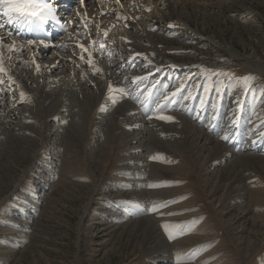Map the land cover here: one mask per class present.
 Masks as SVG:
<instances>
[{
    "label": "rangeland",
    "instance_id": "1",
    "mask_svg": "<svg viewBox=\"0 0 264 264\" xmlns=\"http://www.w3.org/2000/svg\"><path fill=\"white\" fill-rule=\"evenodd\" d=\"M204 3L194 7L186 5L188 14L199 17L197 21L189 18V26L185 27L189 29V33L185 41L174 38L178 32L174 31V24L170 23V39L157 42L168 62L174 61L180 66L158 68L145 59L130 60L125 68L141 72L137 77L143 79L133 83V77L124 75L122 82L125 91L120 96L129 98L142 115L146 113L150 120L164 124L168 121L156 119L157 112H153L154 108L166 111L167 116L174 117L176 121V112H169V107L178 105L184 109L185 105L192 109V115L184 111L180 113L193 119L202 128L206 126V131L214 134L215 131L219 134L216 129L226 124L223 116L228 114L227 108L233 109L236 118L229 114L225 118L236 122L228 124L226 128L237 130L240 124L236 119L242 121L241 131L239 134L234 133L237 145L247 144L252 139L250 147L264 155V0H250L246 7L240 8L212 1ZM202 16L203 20H200ZM207 17H211V21H207ZM136 20L137 17L133 21ZM171 20L178 21L175 16L167 17L168 22ZM229 26L232 27L233 34L227 32L226 28ZM79 28L84 29L82 23ZM78 36L85 41L84 33H78ZM102 43L107 48L102 50L95 45L94 39L88 40L89 45L95 46L99 59H106L105 53L111 51V48L107 46L104 37ZM90 75L94 77L95 72ZM180 84L184 87L185 95L193 94L198 100L188 102L179 99ZM23 94L29 118L27 121L13 120L24 126L17 132V137L14 135V139L6 138L0 142V264H157L152 258L158 254L161 256V251H164L162 246H166L168 252L174 254L171 256L173 264H264V240L249 253H245L246 237L254 232L249 231L250 229L248 235L246 231L241 232L242 222L234 223L233 219L229 220L230 217L223 214L224 208L230 204L231 195H226V192L221 196L220 189L209 190L205 184V167L209 161H216L217 157L209 158L206 163L201 164L184 133V124L180 122L178 127L183 130L182 135H176L166 127H162L163 134H160L171 140L176 138L183 141L178 146V151H170L161 145L156 153L160 155V159L146 157L147 163L183 166L181 173L169 170L170 173H165L150 184L161 186L147 188L165 189L164 191L169 189L161 192L159 199L149 200L150 207L154 202H162L163 206L158 210L163 212H145L155 219L161 240L153 243V231H142L141 225L140 228L135 226L133 229L129 226L124 231L117 230L106 241L104 238L99 239L96 223L100 220H110L112 223L113 219H119L123 225L130 218L141 216V213L134 210L135 205L129 202L112 198L104 208L98 204L100 192L111 187L109 193L116 192V180L112 176L117 172L120 158L125 154V144L119 130L122 117L115 118V131L113 130L112 135L109 132V137H102L113 145L110 157L108 155V168L102 172V178H99L92 175L89 168V162L92 161L94 166L100 160H105L108 150L107 145L104 144L105 148L101 146L104 140L98 135V109L95 113H90V105L84 109L77 106V119L84 114L81 121L88 124L90 119L94 122L90 125V132L83 139L76 136L74 141L65 140L66 144H58L53 148L48 133L57 127V122L46 117L47 99L35 101V93L25 87ZM115 101L120 99L115 98ZM214 112L219 118L213 116ZM211 122L218 123L212 128ZM68 123L69 121L67 125ZM253 123H258L259 130L254 127L247 132ZM256 134L259 135L257 145L254 142ZM239 148L234 152L238 153ZM85 160H89L88 165H84ZM188 161L190 164L197 163L196 167L188 169L189 175L184 174V162ZM248 166L257 186L263 188L260 191H264V169L255 164ZM260 191L255 193L256 198L263 195ZM220 196V203L212 201ZM202 220H207L212 225L201 227L199 225ZM208 222L203 225L209 224ZM163 225H167L169 231ZM259 232L257 237L264 239V227ZM194 233L202 238H196L195 235L191 239L193 241H184ZM169 235L172 239H169Z\"/></svg>",
    "mask_w": 264,
    "mask_h": 264
},
{
    "label": "bare ground",
    "instance_id": "2",
    "mask_svg": "<svg viewBox=\"0 0 264 264\" xmlns=\"http://www.w3.org/2000/svg\"><path fill=\"white\" fill-rule=\"evenodd\" d=\"M204 1H212L226 6L232 5L235 8L246 7L250 2V0H83L82 4L81 0H40V2L50 5V9L46 11L47 18L43 22L33 20L23 24L8 23L7 17L3 15L2 6H0V23L4 25L3 28H0V36L3 37V40L0 41V67L4 69L3 72H0V81H3L0 83V142L6 138L14 139V135L24 126L20 125L19 121L13 120L27 121L29 118L27 101L24 95L21 96L24 87L35 93V101L47 99L46 117L57 122V127L48 133L53 148H56L55 146L58 144H66L65 140L74 141L76 136H81L83 139L90 132V125L94 122L90 119L88 124L84 123V120L81 121L80 119L84 114L79 115L77 119V106L84 109L90 105V113H95L98 109L100 120L96 123L100 139L105 135L107 136L109 132L112 135L115 118L122 117L123 122L119 130L121 131L122 142L125 144V154L120 158L121 163L117 165V172L112 176L116 180V192L109 193L112 187L100 192L97 197L98 204L104 208L112 198L129 202L135 205L136 209L134 210L141 213V216L130 218L123 225L119 219H113L112 223L110 220H100L96 223V231L100 235L99 239L104 238L106 241L117 230L122 229L124 231L129 226H132L133 229L135 226L140 228L141 225L142 231L146 229L153 231V243L161 240L155 219L149 217L145 212H148L146 209L150 208L149 200L157 197L159 199L161 192L163 193L165 189L151 188L149 190L147 189L148 184L156 182L165 173H170L169 170L181 173L183 166L182 164L166 166L155 162L153 164L147 163L146 157L154 156L161 145L166 146L170 151L172 149L174 152L175 150L178 151V146L183 141H178L176 138L171 140L168 136H161L160 134H163L161 133L162 127H166L175 132L176 135H182L183 130L178 127L180 122L184 124V133L189 138V142L195 149L201 164L206 163L209 158L217 157L216 161H209L210 163L208 162L205 167L204 181L209 190L218 188L222 191L221 196H224L226 192V195H231L230 204L224 208L223 214L228 215L231 218L229 220L233 219L234 223L242 222L240 225L241 232L246 231L247 235L249 229V231L254 232V234L246 235L244 252L249 253L264 240L257 237V233L262 231L264 227V191H260L262 187L257 186L255 177L251 176L250 169L247 168L248 165L255 164L264 169V155L250 147L252 146V139L249 140L248 145L246 143L237 145V136L234 133L239 134L242 121L236 119L239 120L238 124H240L237 130L232 127L226 128L228 124L236 122L234 120L231 122L230 118L228 120L225 118V116L229 117L228 114L236 118L233 109L227 108L226 113L228 114L223 116L226 124H222L220 129H216L219 130V134L218 131H215L214 134L207 132L206 126L203 125L205 128H202L201 125L194 123L193 119L181 114L180 112L184 111V113L187 112L192 115V109L185 105L184 109L178 105H171L169 112H176V121L174 119L173 122L164 124L161 121L150 120L146 113L142 115L138 107L129 101V98L125 99L120 96L121 92L112 93L114 98L120 99V101L113 103L112 99L109 98L111 95L108 91L109 84L114 89L123 88L122 77L124 75L134 78L141 74V72H134L135 70L125 68L126 63L130 60L145 59L147 63L150 61L149 64L158 66V68H165V66L166 68H177L180 66L177 62H168V58L157 42L170 39L172 34L170 23L174 24V31L178 32L174 38L185 41L189 33V29H185L186 26H189V18L197 21L199 17L196 18L195 15L188 14L186 5L194 7L200 3L205 4ZM20 2H24V0H20ZM173 16L178 21L171 20L168 22L167 17ZM136 17L137 20L133 21ZM82 18L89 21L88 29L79 28ZM210 18L207 17L206 20L211 21ZM199 19L203 20V16ZM231 28V26L226 28L228 33L233 31ZM105 32H107L106 36L104 35ZM78 33H84L85 41L78 36ZM102 36L106 39L107 46L111 48V51L105 53L106 59H99V53L95 46L88 44V40L94 39L95 45L101 47L103 44ZM209 38L212 39L211 36ZM29 40L33 41L32 45L28 44ZM78 43H83L91 52V65L88 63L87 53L83 54V60L80 59L82 53L78 47H75ZM8 45H14V50L9 51ZM61 45H66V47H61ZM105 48L107 47L104 45L101 47L102 50ZM232 55L237 58V55L233 53ZM142 64L143 62L139 63V65ZM36 65L40 66L39 71H37ZM54 65L55 67H53ZM92 72H95L94 77L90 75ZM183 75L186 76L185 72ZM9 77L11 80L8 79ZM179 88L181 91L179 99L188 102L198 100V97H194L193 94L185 95L184 87L181 84ZM107 92L108 94H106ZM183 94L184 96L181 97ZM229 103L232 104L231 101ZM102 105L105 107V111H100ZM210 108L211 106H209ZM153 110V112H157V115H168L166 111L156 108ZM214 115L219 118L216 112L213 113ZM67 121H69L68 125ZM216 123L218 122L212 123V128ZM257 126L258 123H253L248 127L247 132H250L254 127L257 128ZM212 128L211 130H213ZM258 130L259 128H257ZM227 135L235 137V139H231ZM258 137V134L254 137L255 145H257ZM102 142L103 145L101 146L104 147L105 144L107 145L106 149H108L106 159L98 160L100 162L98 164L94 162L96 164L94 166L91 164L93 162H89V160H85L84 164L88 165L89 162L92 175L99 176V178H102L100 177L102 172L108 168L111 145H113L111 141L104 140ZM238 147H240L238 153L234 152ZM184 166L187 169L185 170L184 167V174H188V169H192L193 166L196 167L197 163L190 164L188 161L187 163L184 162ZM86 169L88 168L86 167ZM258 191L263 194L260 195V198L255 197V193ZM221 196L212 199V201L215 200L220 203ZM120 207H122L121 204ZM161 212L163 211L157 210L156 214ZM111 214H115V212H111ZM160 218L158 217V219ZM206 222L208 221L202 220L199 226L209 227L212 225L211 222L203 225ZM201 227H199V231ZM129 230L132 229L129 228ZM195 235L196 238H202L198 233H194L185 238L184 241H190ZM163 249L161 256L158 254L155 258H151L157 264H173L174 260L172 261L171 256L174 254L168 252L166 246H162ZM147 264L152 263L148 262Z\"/></svg>",
    "mask_w": 264,
    "mask_h": 264
},
{
    "label": "snow or ice",
    "instance_id": "3",
    "mask_svg": "<svg viewBox=\"0 0 264 264\" xmlns=\"http://www.w3.org/2000/svg\"><path fill=\"white\" fill-rule=\"evenodd\" d=\"M3 3H9L12 5L10 10L5 11L2 9L3 15L5 17H7L8 23L15 22L16 24H23L25 22H32L33 20H38L40 22H43L47 18L46 17V11L48 9H50V5L40 2V0H24V2H20V0H0V4H3ZM81 3L83 4V0H81ZM3 27H4V25L2 23H0V28H3ZM82 27L85 29H88V27H89V21H87L86 18H82ZM9 35H11V33H9ZM86 35H88L87 32H86ZM104 35L106 36L107 32H105ZM2 40H3V37L0 36V41H2ZM41 43L43 44V42H41ZM28 44L32 45L33 41L29 40ZM44 46H46V45H44ZM61 47H66V45H61ZM75 47H78L82 53L80 59H82V60L84 59V55H83L84 53L88 54V57H89L88 63H89V65H91L92 64L91 52H89L88 48L85 47V45L83 43H78L77 45H75ZM101 47H103V44H101ZM8 49H9V51H13L14 45H8ZM17 51H20V50H17ZM136 55H141V54H136ZM33 63H34V61H33ZM149 63H150V61H149ZM53 67H55V65ZM39 68H40V66L36 65L37 71H39ZM96 70L98 71V69H96ZM3 71H4V69L2 67H0V72H3ZM218 74L219 73H217V75ZM8 79L11 80V77H9ZM142 79H143V77H134L133 83H136ZM0 83H3V81H0ZM108 91L110 93L114 94L115 92L123 93L125 90L123 88L114 89L112 87V85L109 84ZM23 95L24 94L21 93L22 97H23ZM110 98L112 99V101L114 103L115 102L114 95ZM105 110H106L105 107L102 105L100 108V111H105ZM155 118L160 119V120H164V121H168V122H171L174 120V117L167 116L164 114H158ZM160 158L161 157L159 154H156L153 157H150V159H160ZM148 186L149 187H158L161 185H148ZM162 206H163L162 202H160V203L154 202L152 204V206L150 208H147L146 210L151 211V212H155L158 210V208H160ZM162 227H164L166 231H169V228L167 225H163ZM169 239H172L171 235H169Z\"/></svg>",
    "mask_w": 264,
    "mask_h": 264
},
{
    "label": "clouds",
    "instance_id": "4",
    "mask_svg": "<svg viewBox=\"0 0 264 264\" xmlns=\"http://www.w3.org/2000/svg\"><path fill=\"white\" fill-rule=\"evenodd\" d=\"M0 6H2V9L5 11L10 10L12 7V5L9 3H3V4H0Z\"/></svg>",
    "mask_w": 264,
    "mask_h": 264
}]
</instances>
